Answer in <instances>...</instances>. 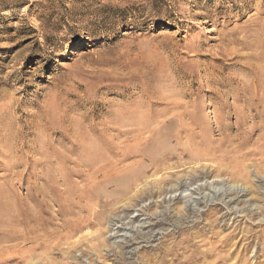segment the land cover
Instances as JSON below:
<instances>
[{
    "label": "rangeland",
    "instance_id": "374dc122",
    "mask_svg": "<svg viewBox=\"0 0 264 264\" xmlns=\"http://www.w3.org/2000/svg\"><path fill=\"white\" fill-rule=\"evenodd\" d=\"M0 264H264V0H0Z\"/></svg>",
    "mask_w": 264,
    "mask_h": 264
},
{
    "label": "bare ground",
    "instance_id": "6f19581e",
    "mask_svg": "<svg viewBox=\"0 0 264 264\" xmlns=\"http://www.w3.org/2000/svg\"><path fill=\"white\" fill-rule=\"evenodd\" d=\"M256 113H257V111H256ZM144 118V117H143ZM254 125V124H253ZM254 126H256V125H254ZM252 128V127H251ZM260 128V126H256V129H259ZM255 130V129H254ZM125 133V132H124ZM139 139V136L138 135H136L133 139H131L132 141L131 142H135L136 140H138ZM154 139V138H153ZM152 139V140H153ZM248 140V137H246V138H244L243 140H240L237 144H236V146L234 147V150H237V149H239V148H241L245 143H246V141ZM155 141H161V139L158 137V139H156ZM127 145V144H126ZM125 145V146H126ZM124 146V147H125ZM148 146V145H147ZM145 151V152H144ZM158 154H160L161 152L160 151H156ZM160 152V153H159ZM235 152V151H234ZM121 153V156L123 157V158H127V156H128V154L125 152V151H121L120 152ZM146 153V147L144 148V149H141V151H135V153H134V155H136V154H139V155H141L142 157H143V161H145V160H148V158H149V156H147V153ZM164 155V154H163ZM172 155L173 156H171L170 155V159H172L173 157H175L176 155L174 154V153H172ZM155 156V155H154ZM164 158H165V156H164ZM163 158V159H164ZM93 160V158H90V161H92ZM160 159H156V160H153L152 162H151V168H152V171H154V169H153V167L155 166V165H157L156 164V162H158ZM147 162V161H146ZM83 170V169H82ZM73 172L74 173H78V172H80V170H73ZM155 173H157V171H155ZM155 173H151L152 175H154ZM156 175V174H155ZM204 178V177H203ZM202 178V179H203ZM124 179H127L126 177L124 178ZM163 179V177H160V178H155L154 180H153V183H156V182H159V181H161ZM196 179V178H195ZM194 179V180H195ZM198 180V179H197ZM199 180H201V179H199ZM195 183V182H194ZM123 185H119V188L121 189L122 188V190L123 189H125V188H127L128 186H130V182L128 181V179L125 181V183H122ZM189 185H192V183H190V180H189V182H184V183H182V182H176V183H174V184H172V185H170V187H169V190L168 191H166V193L168 194V193H170V194H173V193H176V192H178L179 190H180V192H185L186 190H189ZM209 185H211V184H209ZM203 186H197L196 188H194L192 191L190 190V195L187 197V202H189V200L192 198V194H194V193H197L198 192V194H201V189H203L202 188ZM130 189V188H129ZM210 189V188H209ZM213 191H211L212 192V198L211 197H207V199L206 200H204V198L205 197H203V196H200V197H198V195L194 198V196H193V202H194V204L196 205V204H199V205H203V204H207V202L208 201H211L212 199H213V197H215L216 196V194L220 191L219 189H217L216 188V186L215 187H213ZM237 189H238V187H237ZM204 190V189H203ZM243 190H244V187H241V189H239V190H236L235 192H236V194H242L243 195ZM67 191V190H66ZM197 191V192H196ZM231 191V188H228L227 190H225L224 191V194H227L228 192H230ZM140 193H143L144 194V192L143 191H140ZM214 194V195H213ZM152 196H150V198H151ZM231 198V197H230ZM174 200V198H169L168 199V201H167V203H169V202H171V201H173ZM45 204H47V202L45 203ZM224 205H226L225 207H228V205H229V202H224ZM49 206V205H48ZM62 209V208H61ZM57 211H60V208H58V209H56ZM55 211V210H54ZM50 212V211H49ZM47 210H46V213H49ZM195 215V214H194ZM90 216V215H89ZM87 217L85 220H84V222H83V225H74V227L69 231L70 233H73L74 231H75V233H76V231L78 230V229H83V227H88L89 225H94L96 222L94 221V219L93 218H91V216L90 217ZM124 217H127V215H125ZM38 218H40V217H38ZM24 220V219H23ZM23 220H22V222H23ZM114 220V221H113ZM120 220H123L122 218H116V220L115 219H112V218H110V217H108L107 219H106V221H107V223H108V225H109V228H108V230L110 231V230H113L112 229V227L111 226H113V225H115L116 223H118V222H120ZM136 220H132V219H130L129 220V223H127V225H130V223L131 224H133L134 222H135ZM150 221V220H149ZM113 222H115V223H113ZM152 222V221H151ZM149 223V227H151V228H154L155 226H157V225H159L161 222H160V220L159 221H156V222H152V223ZM145 223H147V221H142V223L141 224H145ZM121 224L123 225V223L121 222ZM125 226V225H124ZM132 226H134V225H132ZM141 226V225H140ZM144 226V225H143ZM126 228H129L130 229V226L129 227H126ZM88 230V229H87ZM125 230V229H124ZM102 231L99 229V232H95V235H93V237L92 238H94L97 234H100ZM126 233V232H125ZM92 234H94V233H92ZM72 235V234H71ZM124 236H126L125 234H124ZM88 236H82V238H87ZM125 238V237H124ZM150 241V240H149ZM131 253V252H130Z\"/></svg>",
    "mask_w": 264,
    "mask_h": 264
}]
</instances>
